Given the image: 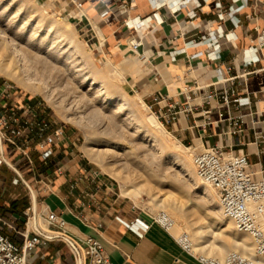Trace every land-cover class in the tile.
Returning a JSON list of instances; mask_svg holds the SVG:
<instances>
[{"label":"crops","instance_id":"0c3cea01","mask_svg":"<svg viewBox=\"0 0 264 264\" xmlns=\"http://www.w3.org/2000/svg\"><path fill=\"white\" fill-rule=\"evenodd\" d=\"M179 1L53 0V5L83 29L85 38L99 36L90 45L99 47L108 61L130 58L136 67H145L144 74L128 75L158 116L169 113L172 103L179 104V118L167 126L181 141L198 151L218 145L248 155L249 172L255 179L263 178L264 139L259 136L264 135V50L250 48L257 31L264 29V0H187L182 6ZM133 40L142 42L136 54ZM254 56L260 60L247 65ZM231 77L244 89L242 96L252 101L243 111L244 131L235 135L219 120L217 103L209 106L203 101L205 90L221 89L219 81ZM26 104L39 105L0 80V113ZM210 109L211 124L205 125L203 111ZM66 138L67 133L46 164L37 152L29 164L9 147L4 154L0 151V232L19 245L26 230L41 233L46 243L29 253L33 264H88L72 242L86 236L103 244L113 264H201L174 234L125 195L115 179L95 175L85 159L72 157ZM32 190L38 211L56 212L67 222L65 231L40 218L36 225ZM136 219L149 228L130 225Z\"/></svg>","mask_w":264,"mask_h":264},{"label":"rangeland","instance_id":"374dc122","mask_svg":"<svg viewBox=\"0 0 264 264\" xmlns=\"http://www.w3.org/2000/svg\"><path fill=\"white\" fill-rule=\"evenodd\" d=\"M1 31H6L7 37L4 38L10 36L15 41L18 40L17 42L21 45L23 44L22 46L33 58L31 64H33L34 69H38L37 72L50 86L53 95L47 98L39 92L27 91L7 76L0 75V80L8 82L17 87L19 91L33 97L35 101L41 104L43 111L53 115L60 125L65 127L66 143L70 147L69 152L72 157L78 156L85 159L90 167L115 179L122 192V181L113 173H118L124 179L126 178L129 185L131 179H135L137 184H144L152 188V193L161 196L160 198L167 197L164 195L173 191L183 203L187 200L188 203H184V209L187 212L190 210L189 198L183 197L185 191H190L195 200L199 199L201 194H197L193 190L192 183L195 179L183 176L181 173L182 166L180 163L171 161L170 156L173 152L182 153L181 150L183 149L180 146H186L191 148L188 151V159L193 161L195 148L181 141L171 131V128L164 125V128L169 132L167 133L168 138L176 141L180 146L171 150L163 149L159 145L157 141L160 142L163 138L167 139V135L165 138L161 133L159 135L152 133V125L147 122V117L156 116L158 118V115L134 87V83L128 74H134L136 70L127 60L120 63L108 61L99 47L89 45L85 35L82 34L83 29H79L71 17L61 9H57L53 5V0H0V36L3 35ZM29 38L32 42L29 41ZM29 43L32 48L28 47ZM75 44H77V48L74 47ZM143 67H140L141 70L145 68ZM117 69L121 75H119L120 73L117 74ZM84 77H87V81L83 83ZM104 77L111 78L115 85L106 87L102 95L100 94V97L96 98L98 95L96 92L101 88V85L94 87L92 82L96 78L103 80ZM133 100L138 105H134ZM119 107L121 108L120 111L115 112V108ZM98 113L100 116L103 115L102 118ZM157 120L162 123L161 119L158 118ZM112 124H116L117 127ZM68 133L70 137H68ZM118 134H123V138L120 140L124 145L131 146L129 142L135 143L134 146L132 144L134 152L138 159L147 165V169L154 174L155 181L150 183L146 171L135 167L132 162H125L124 160L116 162L106 159L107 161L102 163L98 161V157L96 159L95 155L88 151V147H94L101 151L108 148L101 143L95 145L89 143L88 138L90 136L96 135L101 140H105L115 135L118 136ZM171 181H176L181 186L178 185V187L173 188L170 186ZM211 189L219 201L217 191L212 187ZM152 193L144 191L138 198L139 203L136 199L135 201L136 205L146 213L156 216L165 211L156 208L157 200ZM195 193L196 195H194ZM188 215L190 216V214ZM219 216L224 217L222 213ZM171 233L178 237L182 233L188 234L190 232L188 229H173ZM198 253L203 255L201 252Z\"/></svg>","mask_w":264,"mask_h":264},{"label":"built area","instance_id":"2783aa9c","mask_svg":"<svg viewBox=\"0 0 264 264\" xmlns=\"http://www.w3.org/2000/svg\"><path fill=\"white\" fill-rule=\"evenodd\" d=\"M187 0H180L179 5H185ZM127 8V5H124ZM142 42L133 40L132 49L138 51ZM252 51L264 50V29L257 31V36L252 40ZM257 56L252 57L247 65L259 61ZM221 74V70H219ZM221 89L204 91V104L212 106L217 103L219 120L226 121L229 125V133L232 135L244 131V109L250 108L252 101L247 96H242L244 89L237 85L234 77L219 81ZM197 89H187L188 93H195ZM186 94L187 99L190 95ZM161 100L163 96L159 95ZM160 100V101H161ZM179 104L172 103L170 112L158 116L164 126L176 121L180 116ZM188 111L191 106L188 105ZM207 116L205 125L211 124L212 110L203 111ZM66 137V130L58 120L41 109V104L16 106L0 113V151L4 154L9 147L29 164L34 163L32 153L37 152L43 163H48L56 155L57 145ZM259 138L264 139V135ZM0 163L2 161L0 160ZM193 164L198 179L207 186L215 189L219 196L222 215L231 220L236 230L242 234H248L254 241L255 258H249L239 252H231L221 260L197 253L194 250L192 240L186 233L176 237L181 247L199 257L201 264H260L259 259L264 257V177L255 179L249 172L250 161L248 155L228 152L225 147L213 146L196 150L193 155ZM99 176L100 172L96 171ZM37 218L45 221L50 227H58L65 231L67 222L56 212L41 209ZM155 223L161 225L171 233L173 220L165 213L160 212L153 216ZM130 225H140L145 229L149 224L136 219ZM24 242L19 245L0 232V264H33L29 259V253L39 245L46 243L41 233L30 234L24 232ZM88 264H113L103 244L96 238L86 236L73 240Z\"/></svg>","mask_w":264,"mask_h":264},{"label":"bare ground","instance_id":"6f19581e","mask_svg":"<svg viewBox=\"0 0 264 264\" xmlns=\"http://www.w3.org/2000/svg\"><path fill=\"white\" fill-rule=\"evenodd\" d=\"M44 4L46 5V2H44ZM52 28H55V27H52ZM58 31L60 30L58 29ZM1 33L3 35L1 34L2 36H0V38H2L0 39V75L7 76L13 81L19 83L22 87H24L27 90H30L32 92H39L43 94L44 96H46L47 98L51 97L53 95L52 89L47 84V82L41 77L39 72H37L38 69H34L33 64H31V61L33 58H31V55H29V53L25 50L24 46H22L23 44L21 45L19 42H17L18 40L15 41L14 39L10 38V36L8 38H4V37H7L6 31H1ZM98 34L102 36L101 33L98 32ZM97 37L99 36H97V34H94L86 38L88 40L87 42L89 43V45L94 43V40ZM29 41H31V39ZM130 42L132 43V41ZM28 47L32 48V45L29 43ZM74 47L77 48V44H75ZM79 48L78 50H80ZM132 51L135 54L138 52L133 49ZM126 60L128 61V63H130L135 68L136 70L135 72L142 73V74L145 73L144 69L141 70L140 67H136L135 64H132L130 58ZM116 72L117 74L120 73L119 75H121V72L118 69L116 70ZM103 76H106V74H103ZM104 78L105 79L103 80H99V78L98 79L96 78L92 82V86L96 87L98 85H101V88H102V89L99 88L97 90L96 94L98 95L96 96V98H99L100 94L102 95L106 87L115 85V83L111 80V78H107V77H104ZM86 81H87V77H84L83 83ZM133 104L138 105V103H136L134 100H133ZM142 105L144 104L142 103ZM120 109H121L120 107L115 108V112L120 111ZM99 114L100 113H98V115ZM102 116L100 117L102 118ZM157 119L158 118H156V116H150V117H147V120H148L147 122H149L152 125L151 126L152 133H154L155 135H159L160 133L162 134V136L164 135L163 137L167 135L166 136L167 139H164L162 137L163 138L161 139L162 141L161 140L160 142L159 140L157 141L159 145L163 149H171V150H174V147H179L180 144L176 143V141L174 142L171 138H168L167 133L169 132L164 128L163 124L160 123ZM112 125H114V127H117L116 124H112ZM109 134H112V133H109ZM122 138H123V134H118V136L115 135L114 137L106 138L105 140H101L98 136L92 135L88 138L89 143H91L92 145H95L96 143H101L102 145L108 146V148L105 149L104 151L97 150L94 147H88L87 149L88 151H90L91 154L95 155L96 159L98 157V161L102 163H104L106 159L107 160L109 159L110 161L111 160L116 161V162H119L121 160H124L125 162H132L135 167L144 169L146 171V174H147V177L150 183H152L151 181H155L154 174H152L147 169L148 168L147 165L141 160H139L138 156L134 152L132 144L134 146L135 143L129 142L131 146L127 144L124 145L120 140ZM153 146L155 147V145ZM180 147H182L183 149L181 150L182 153L173 152L170 156L171 161L175 163H180V165L182 166L181 173L183 176L189 177V179L190 178L195 179L194 183H192L193 190L194 192H197V194L198 193L201 194V197L195 200L193 199L194 196H192L190 191H187V190L185 191V194L183 195V197H186L185 199L189 198V202H190L189 204L190 210L188 212L184 209V205H185L184 203H188L187 200L186 202L184 201L183 203V201H181L180 198L177 197V195L174 194L173 191L168 192L166 195H164L167 197L163 196L164 198H160L161 196L156 195L155 193H152V188L147 187L144 184H141V185L137 184L135 182V179H131V184L129 185L127 184L126 178L124 179V177L120 176L118 173H113L115 177H117L120 181H122L123 193L125 195L133 197L134 199H136L138 203H139L138 198L142 195L144 191L147 193H152V195H154L155 199L157 200L156 205L154 204L156 208L164 210L165 213L174 222V225L171 228V232L173 231V229H177V230L188 229V231L190 232L188 234L192 240L194 250L197 253L201 252L203 253L204 256L215 257L221 260L225 259L228 256V254L231 252H239L246 257L255 258L256 254H255V245H254L253 239L248 234L239 233L236 230V228H234L235 225H233L231 220L219 216L222 213L221 209L218 208L220 206V202L217 200L216 195L214 191L211 189V187L204 185L198 179L193 161H191L190 158L188 159L189 157L188 151L191 148L186 147V146H180ZM120 150H122V153H120ZM178 185L180 184L176 181L175 182L171 181L170 183V186L173 188H175L176 186L178 187ZM194 195H196V193ZM218 199H219V196H218ZM182 200L184 199L182 198ZM188 214H190V216ZM40 222H42L41 219H40ZM183 234L184 233L180 234L179 236ZM258 262L260 264H264V257L259 259Z\"/></svg>","mask_w":264,"mask_h":264},{"label":"water","instance_id":"95a60500","mask_svg":"<svg viewBox=\"0 0 264 264\" xmlns=\"http://www.w3.org/2000/svg\"><path fill=\"white\" fill-rule=\"evenodd\" d=\"M10 164V163H9ZM11 165V164H10ZM13 168H14V166L13 165H11ZM19 172V171H18ZM32 192H33V211H34V220H35V223H36V225H38V223H37V213H38V203H37V198H36V195H35V193H34V191L32 190ZM37 229V228H36ZM38 230V229H37ZM39 231V230H38ZM72 243V242H71ZM73 244V243H72ZM75 246V245H74Z\"/></svg>","mask_w":264,"mask_h":264}]
</instances>
